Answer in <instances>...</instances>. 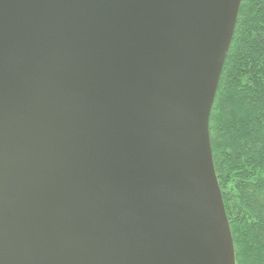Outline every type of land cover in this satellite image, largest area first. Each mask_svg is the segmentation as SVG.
<instances>
[{
    "label": "water",
    "instance_id": "95a60500",
    "mask_svg": "<svg viewBox=\"0 0 264 264\" xmlns=\"http://www.w3.org/2000/svg\"><path fill=\"white\" fill-rule=\"evenodd\" d=\"M242 0H0V264H237L210 117Z\"/></svg>",
    "mask_w": 264,
    "mask_h": 264
},
{
    "label": "trees",
    "instance_id": "16d2710c",
    "mask_svg": "<svg viewBox=\"0 0 264 264\" xmlns=\"http://www.w3.org/2000/svg\"><path fill=\"white\" fill-rule=\"evenodd\" d=\"M237 264H264V0H242L210 117Z\"/></svg>",
    "mask_w": 264,
    "mask_h": 264
}]
</instances>
